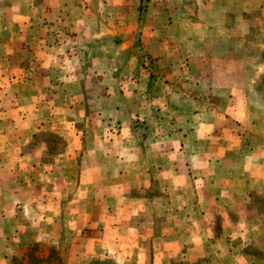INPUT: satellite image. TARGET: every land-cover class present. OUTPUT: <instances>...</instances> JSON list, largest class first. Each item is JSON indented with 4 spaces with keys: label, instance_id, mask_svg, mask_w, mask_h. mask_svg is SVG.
<instances>
[{
    "label": "crops",
    "instance_id": "obj_1",
    "mask_svg": "<svg viewBox=\"0 0 264 264\" xmlns=\"http://www.w3.org/2000/svg\"><path fill=\"white\" fill-rule=\"evenodd\" d=\"M138 6L0 0V264H264V0H171L191 106L140 67ZM49 127L54 164L24 147Z\"/></svg>",
    "mask_w": 264,
    "mask_h": 264
},
{
    "label": "rangeland",
    "instance_id": "obj_2",
    "mask_svg": "<svg viewBox=\"0 0 264 264\" xmlns=\"http://www.w3.org/2000/svg\"><path fill=\"white\" fill-rule=\"evenodd\" d=\"M170 3L171 0H139L138 28L133 34V47L138 50L140 67L148 71L150 82L156 86L155 91L158 89L161 91L163 84H170L172 93L177 97L180 96L186 105L191 106L198 92L196 94V90L194 91L196 87L193 80L188 78L191 66L187 62L186 55L181 52L191 53L195 50V45L186 40L182 34L184 29L180 27V17H178V12L168 7ZM164 38H170V42L166 44ZM164 54L165 57H163ZM180 68L184 69L183 72ZM166 70H169L171 74L169 80L162 79ZM181 75L185 78H180ZM131 120L132 128L138 124L137 121H141L137 117H131ZM113 128L116 129L118 126L115 125L111 129ZM39 143H43L46 149L41 157L42 162L46 164H54L58 158L57 154L66 148V140L55 133L52 127L42 130L36 138L29 139L24 147L32 150ZM199 259V264H214L217 257L214 252L210 251ZM106 264L112 263L107 262ZM170 264L189 263L176 259Z\"/></svg>",
    "mask_w": 264,
    "mask_h": 264
},
{
    "label": "trees",
    "instance_id": "obj_3",
    "mask_svg": "<svg viewBox=\"0 0 264 264\" xmlns=\"http://www.w3.org/2000/svg\"><path fill=\"white\" fill-rule=\"evenodd\" d=\"M196 264H199V261Z\"/></svg>",
    "mask_w": 264,
    "mask_h": 264
}]
</instances>
